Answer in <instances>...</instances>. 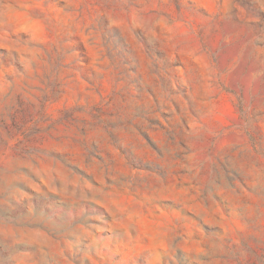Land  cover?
Instances as JSON below:
<instances>
[{"label": "rangeland", "instance_id": "1", "mask_svg": "<svg viewBox=\"0 0 264 264\" xmlns=\"http://www.w3.org/2000/svg\"><path fill=\"white\" fill-rule=\"evenodd\" d=\"M0 264H264V0H0Z\"/></svg>", "mask_w": 264, "mask_h": 264}]
</instances>
